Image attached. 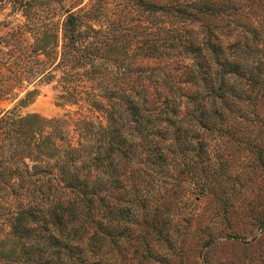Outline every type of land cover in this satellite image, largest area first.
<instances>
[{
  "label": "trees",
  "instance_id": "obj_1",
  "mask_svg": "<svg viewBox=\"0 0 264 264\" xmlns=\"http://www.w3.org/2000/svg\"><path fill=\"white\" fill-rule=\"evenodd\" d=\"M82 1L12 0L0 36V101L55 81L78 114L0 110V264H122L183 184L264 175V0Z\"/></svg>",
  "mask_w": 264,
  "mask_h": 264
},
{
  "label": "rangeland",
  "instance_id": "obj_2",
  "mask_svg": "<svg viewBox=\"0 0 264 264\" xmlns=\"http://www.w3.org/2000/svg\"><path fill=\"white\" fill-rule=\"evenodd\" d=\"M16 6L12 0H0V36H14L5 31L23 21ZM55 85L51 81L29 86L36 88L32 102L19 106L16 100H1L0 110L15 107L21 115L61 117L70 122L71 131L77 107L57 105ZM242 157L245 171L254 172L250 181L237 182L231 177L219 186L210 182L213 188L205 193H198L192 184H183L186 192L174 201L175 210L164 228L165 240L150 233L146 234V243H140L137 237L131 239L124 243L122 264H264V175L254 165V155L237 156Z\"/></svg>",
  "mask_w": 264,
  "mask_h": 264
}]
</instances>
